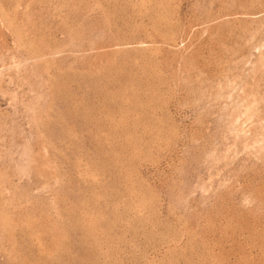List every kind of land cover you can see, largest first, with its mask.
I'll use <instances>...</instances> for the list:
<instances>
[{
	"label": "rangeland",
	"instance_id": "374dc122",
	"mask_svg": "<svg viewBox=\"0 0 264 264\" xmlns=\"http://www.w3.org/2000/svg\"><path fill=\"white\" fill-rule=\"evenodd\" d=\"M0 264H264V0H0Z\"/></svg>",
	"mask_w": 264,
	"mask_h": 264
}]
</instances>
